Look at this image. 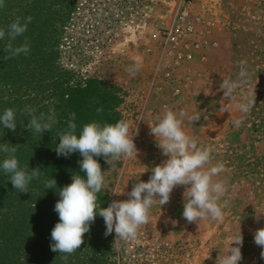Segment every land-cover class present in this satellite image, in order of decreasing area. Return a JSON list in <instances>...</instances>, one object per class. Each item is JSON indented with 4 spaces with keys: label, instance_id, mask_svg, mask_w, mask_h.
<instances>
[{
    "label": "rangeland",
    "instance_id": "obj_1",
    "mask_svg": "<svg viewBox=\"0 0 264 264\" xmlns=\"http://www.w3.org/2000/svg\"><path fill=\"white\" fill-rule=\"evenodd\" d=\"M17 10L36 8L41 30L51 41L55 64L82 79L95 78L122 90L121 120L136 127L137 158L100 163L106 180L99 192L127 199L139 181L168 157L157 147L149 124L166 108L185 113L183 127L199 147L211 149L212 163L225 171L222 222L188 223L182 216L184 186L170 202L150 210L151 220L136 239L105 236L96 216L75 253L62 264H216L231 239L243 236L239 264H264L254 232L264 228V0H20ZM24 13V11H22ZM5 7L0 9V28ZM17 16V15H16ZM47 48L50 50L49 46ZM137 61L135 75L128 69ZM245 62L247 76L234 91V103L250 97L255 106L239 127L241 114H221L226 103L220 83L235 81ZM207 93V94H206ZM199 120L190 122L189 117ZM124 190L117 196L114 191ZM175 222V223H174ZM95 237L94 240L91 238ZM209 256V258H207Z\"/></svg>",
    "mask_w": 264,
    "mask_h": 264
},
{
    "label": "clouds",
    "instance_id": "obj_2",
    "mask_svg": "<svg viewBox=\"0 0 264 264\" xmlns=\"http://www.w3.org/2000/svg\"><path fill=\"white\" fill-rule=\"evenodd\" d=\"M5 7V0H0V9ZM33 17L23 19L17 17L7 26V37L9 40L5 48L8 53L5 60L27 55L30 51V44L25 41L19 46L11 43L17 37L22 36L31 23ZM6 30L0 28V39H4ZM141 61H137L128 71L135 75L140 67ZM247 76L245 62H241V71L238 79L233 81L225 78L220 83V90L226 103L221 107V114L228 112L229 117L233 111H238L241 116L233 120L235 126L239 127L244 117L255 106V87L250 97L242 102H235L233 93L240 86V82ZM207 94V93H206ZM101 111V109H97ZM26 115L30 117L24 126L30 132L44 133L51 132L56 123L55 113L50 110L49 114L41 113L35 115V110L25 109ZM183 111L177 113L166 108L155 118L154 124H149L150 134L156 138L157 147L162 154L168 157L161 164L151 169V176L147 182L135 183L125 200H113L108 207L99 208L97 204V193L105 186L106 180L104 171L95 157H103L109 165L113 161L137 158L138 149L134 142V131L126 121H118L114 124L101 125L97 122H90L83 126L77 135V126L74 123L76 114L72 113L66 130L60 132L59 144L55 148L58 156H69L79 152L82 156L80 171L72 175V182L63 188H59L60 199L55 204V212L58 213L59 222L51 231L53 252L71 255L80 249L84 243V235L90 231L96 215L104 219L106 225L105 236L115 232V240L125 242L136 239L140 228L151 220L150 210L156 203L162 207L170 202L171 193L174 188L184 186L183 212L182 216L188 223H196L211 220L222 222L224 219L222 198L228 191L225 180L214 179L225 171L223 163H212L211 149L199 147L194 138L187 134L183 127ZM190 122L199 120L198 116L189 117ZM0 124L12 131L16 130L14 109H5L0 115ZM15 146L10 147L9 143L0 144V152L8 153L2 162L3 171L10 175V182L14 189L20 192H28V185L34 178L41 175L40 168H21L15 156ZM57 186L55 179L45 182L46 189ZM113 194L124 195V190L114 191ZM35 207V205H34ZM175 223V222H174ZM254 243L262 251L260 257L264 259V228H258L254 232ZM243 236L241 231L235 235L225 249V254L217 257L216 264H239L243 259L241 247ZM209 258V256L207 257Z\"/></svg>",
    "mask_w": 264,
    "mask_h": 264
},
{
    "label": "trees",
    "instance_id": "obj_3",
    "mask_svg": "<svg viewBox=\"0 0 264 264\" xmlns=\"http://www.w3.org/2000/svg\"><path fill=\"white\" fill-rule=\"evenodd\" d=\"M20 5V0H5L6 35L0 39V115L5 109H14L17 127L12 131L0 124V144L15 146L20 167L29 171L40 168L41 175L29 183L28 192H20L0 167V264H62V253L51 250V231L59 222L54 210L60 199L58 191L72 182L73 173L82 176L84 173L80 171L79 152L67 157L57 155L58 134L66 130L72 113L76 114L77 135L90 122L104 125L121 121L120 107L124 100L121 88L95 78L82 79L56 66L52 42L41 30L43 25L36 8L25 6L17 10ZM28 16L33 19L27 31L11 43L19 46L27 38L29 53L5 60L9 43L7 26L17 17L23 22ZM26 108L34 109L37 116L54 111L56 123L51 132H30L24 127L30 119ZM8 155L0 152V165ZM95 158L99 163L105 162L102 156ZM52 179L57 186L46 189L45 182ZM97 204V211L106 208L107 195L97 193ZM64 256L69 261L79 260L77 254Z\"/></svg>",
    "mask_w": 264,
    "mask_h": 264
}]
</instances>
